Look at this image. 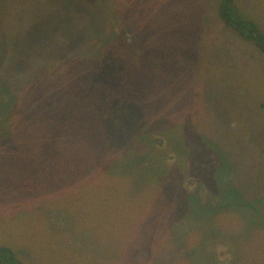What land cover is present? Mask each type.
<instances>
[{
    "label": "rangeland",
    "instance_id": "374dc122",
    "mask_svg": "<svg viewBox=\"0 0 264 264\" xmlns=\"http://www.w3.org/2000/svg\"><path fill=\"white\" fill-rule=\"evenodd\" d=\"M220 3L0 0V245L264 264V49Z\"/></svg>",
    "mask_w": 264,
    "mask_h": 264
},
{
    "label": "trees",
    "instance_id": "16d2710c",
    "mask_svg": "<svg viewBox=\"0 0 264 264\" xmlns=\"http://www.w3.org/2000/svg\"><path fill=\"white\" fill-rule=\"evenodd\" d=\"M234 0H221L219 12L222 21L230 27L235 33H239L246 38L254 40L262 49H264V30L260 24L253 20L243 10L236 9ZM238 7V4H237ZM246 14V15H244ZM135 145V144H134ZM134 145H131L133 147ZM245 201V200H241ZM226 205H229L227 203ZM223 204V206H226ZM0 264H25L12 246L7 244L0 245Z\"/></svg>",
    "mask_w": 264,
    "mask_h": 264
}]
</instances>
